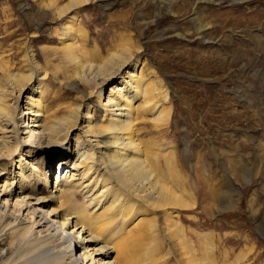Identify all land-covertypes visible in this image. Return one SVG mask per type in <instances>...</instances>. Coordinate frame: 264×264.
<instances>
[{
  "label": "rangeland",
  "instance_id": "obj_1",
  "mask_svg": "<svg viewBox=\"0 0 264 264\" xmlns=\"http://www.w3.org/2000/svg\"><path fill=\"white\" fill-rule=\"evenodd\" d=\"M71 1L0 0V98L14 106L15 81L33 71L30 85L37 89L44 113L79 107L82 118L74 122L81 127L90 107L93 124H99L97 102L104 104L109 86L117 81L100 92L81 79L76 67L102 61L116 46L131 42L132 54L141 62L135 73L142 89L159 83L162 99L170 107L167 121L155 126L149 113L140 115L145 110L141 94L133 103L137 111L143 107L138 111L142 120L135 119L134 138L142 153L151 151L150 163L155 153L164 165L168 150L174 168L161 169L157 176L185 201L183 208L167 209L170 213L161 209L147 213L141 198L132 201L134 207L129 205L128 194L132 198L135 191L126 193L108 179V154L100 148L97 163L104 171L91 185L97 184L101 207L96 211L88 190L76 188L69 195L71 208L81 206L83 218L91 219L90 227L114 250L128 231H133L130 238H136L134 246L143 247L146 233L140 232L147 230L145 245L157 247L154 264H185L181 242L192 251L196 264H264V165L259 164L258 173L249 172L254 162L264 163V156L257 158L259 144H264V0H88L59 16L57 8ZM204 24L209 26L206 31L201 29ZM24 100L16 107L20 113H24ZM135 107L133 115L138 116ZM23 123L30 126L31 119L24 117ZM76 133L69 143L80 142ZM66 147L48 161L50 192L57 174L74 177L71 168H58L68 158ZM43 158L36 154L27 159L28 168L42 173L47 160ZM11 161L16 172L18 158ZM3 162L10 170L9 161ZM236 169L244 170L238 176L232 172ZM113 198L116 208L108 206ZM49 206L52 203L43 205L35 217L26 211L16 216L11 207L6 210L0 220V264L49 263L51 256L40 244L30 236L20 238L31 218H41ZM128 206L131 223L123 224ZM148 219L154 224L147 225ZM178 228L179 235L173 236ZM116 255L115 251L110 260Z\"/></svg>",
  "mask_w": 264,
  "mask_h": 264
},
{
  "label": "bare ground",
  "instance_id": "obj_2",
  "mask_svg": "<svg viewBox=\"0 0 264 264\" xmlns=\"http://www.w3.org/2000/svg\"><path fill=\"white\" fill-rule=\"evenodd\" d=\"M87 1L73 0L67 7L57 8V14L61 16L66 10L72 7L74 9L82 3L87 4ZM52 4L54 5V2ZM115 4L116 2L114 1L110 5L114 6ZM74 15L70 17V20H73ZM208 27V25L204 24L201 29L206 31ZM202 35L204 36V34ZM68 42L67 44H69ZM127 43L120 48L116 46L114 50L107 53V56L102 61L94 64L88 62L87 64L76 67L81 79L88 85L94 86V89H100V92H103L112 80L117 81L115 82L116 84L109 86L107 99L103 100L104 104H101L100 101L97 102L98 112L100 113L99 124H93V116L90 113L92 109L90 107H87L83 114L85 122L84 126L81 127L79 124L75 126L74 122L82 118L79 107L70 105L49 114L44 113L37 89L34 88V85H30L34 82L32 80L33 75H36L33 71H29L30 74L21 76L18 80L15 79L16 81L14 80L18 87L16 89L18 95L14 106H11V103L7 104L8 101H5L4 98H0V143L2 145L0 148V213L3 214L0 220L5 219V212L10 207L12 208V214L16 216H20L21 213L26 211L35 217L43 205L52 203V206L46 209L45 215H41V218H31L20 234L21 239L25 236H30L36 243L42 246L41 248L43 250L47 251L48 256H51L48 264H95L97 262H102V264H154L158 262V258L156 257L157 247L155 244H150V246L145 245L149 240L148 236L147 238L145 237L147 230L140 232V234L146 233L143 238L145 242L142 245L143 247L137 246V243L134 246L133 241L135 242L136 238H130V234L133 232L131 230L132 232L128 231L126 236L119 239L116 247L113 246L116 248L114 250L107 242L101 239L100 234L98 235L96 232L98 230L90 227L92 225L90 223L91 219L83 218L81 206L80 208H73L74 210L71 208L70 202L72 200L69 195L76 188L80 190L84 189V191L88 190V193L93 196L91 199L95 202L94 207L96 211L101 207L99 206L101 197L98 194L96 195L97 192L99 193V189H96L97 184L94 186L91 185L97 175L102 170L104 171L102 165L97 163L96 155L98 152L96 151L100 148L104 149V152L108 154L109 159L108 163H106L109 168V173L106 174L108 179H112L126 193L128 189L129 191H135L134 197L132 198L128 194L127 201L130 202L129 205L131 204L133 206L134 203L132 201L141 198L144 205L143 210L146 209L147 213L148 209H161L164 213H170L169 210H172L174 207H185V201L183 202L180 199L181 195H177L169 190L165 184L160 182L157 176L160 174L161 169L174 168L172 158L168 155V150L166 151V156L162 155L163 160L166 159L164 165L160 164L155 153L151 155L153 160L150 163L148 160V152L151 151L145 150V154L142 153V148L140 149L139 144H137L134 138L138 132H136L138 128L136 127L137 122L135 119L136 117L138 119V111L143 109V107L137 111V108L134 106L136 108V114L138 115L134 116L133 103L141 97V94L144 96V100L142 101H145L146 111L141 110L140 115L142 116V113H149L148 115H150L151 119L149 121L155 126H161L167 121L170 107L166 106L165 100L162 99L163 90L159 83L157 87L145 85L146 89H142L141 78L135 73L137 66L141 62L139 59L134 58L132 54L134 50L132 51L131 48L134 46L131 45V42ZM140 49L142 48L138 46L137 50ZM93 60L96 59L93 58ZM149 73L151 74V72ZM15 87H13L14 90ZM101 96L102 93H100L99 98ZM22 98L25 99L24 113H20L16 109L17 104L22 101ZM158 102L159 104L162 103L160 109H156V107H159ZM59 111L62 112L59 114L60 117H57ZM24 117H27V119L29 117V120L31 119L30 126L28 123H23ZM140 119L142 120V118ZM74 132H77V140L78 138L80 139L79 143L75 141V143L72 141L69 143L70 136ZM93 138L94 140H91ZM64 144H67L65 153L68 158L61 161L58 168H71L75 174H73L74 177L66 178L61 174H57V184L53 185V190L50 192L48 190V166L50 167L51 159L56 157L58 149H61ZM36 154L44 155L43 162L45 157L47 158L45 163L46 167L44 171L42 170V173L36 167L28 168L27 159L33 160ZM257 156V158L261 159L264 156V144H259ZM12 157L18 158L17 163L19 166L15 168L17 170L16 172L13 171L14 162L11 161ZM4 160L9 161L11 166L10 170L7 169V166L3 162ZM259 164L264 165L260 161L254 162L249 172L251 173L255 170L258 173V169L262 170ZM246 168L248 169V167ZM243 170L236 169L232 172L239 176V172ZM14 179H17L15 183L13 182ZM179 195L180 197H178ZM182 199L184 200V198ZM113 200H109L110 204L108 206L116 208V199L113 198ZM191 202H188L186 205L190 206L192 204ZM120 209L118 208V210ZM167 209L169 210L167 211ZM128 211L129 206L125 210L123 224L126 222L131 223L128 219ZM152 223L154 224L153 219L146 221L147 225H152ZM174 226L173 224L171 227ZM103 228L105 229V227ZM106 230L108 231V229ZM175 230H173L175 235L174 233L172 234L177 237L180 229ZM62 232L65 235L63 237H61ZM94 247L98 248L95 249ZM180 247L182 250L181 254L186 256L185 264H196V261L191 257L192 251L183 242H181ZM115 251L117 255L114 259L110 260L112 254H115Z\"/></svg>",
  "mask_w": 264,
  "mask_h": 264
}]
</instances>
